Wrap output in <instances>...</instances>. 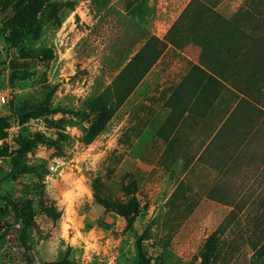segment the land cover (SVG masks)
Here are the masks:
<instances>
[{
  "label": "rangeland",
  "instance_id": "374dc122",
  "mask_svg": "<svg viewBox=\"0 0 264 264\" xmlns=\"http://www.w3.org/2000/svg\"><path fill=\"white\" fill-rule=\"evenodd\" d=\"M186 2L139 12L122 0H32L15 29L13 4L0 0V148L11 154L0 156V195L27 214L34 263L131 264L139 243L151 264H264L262 176L216 188L211 170L202 173L216 185L202 186L199 172L150 167L137 135L155 92L134 88L114 106L108 89L139 43L164 32L153 20L179 17ZM242 2L216 10L228 16ZM101 95L116 109L97 130L83 112ZM19 232L13 213H0V264H28Z\"/></svg>",
  "mask_w": 264,
  "mask_h": 264
},
{
  "label": "crops",
  "instance_id": "0c3cea01",
  "mask_svg": "<svg viewBox=\"0 0 264 264\" xmlns=\"http://www.w3.org/2000/svg\"><path fill=\"white\" fill-rule=\"evenodd\" d=\"M174 1L122 0V9L148 12L160 4L167 11ZM177 18L154 19L151 26L163 27L164 32L150 33L137 49L151 36L165 44H160L162 50L135 87L146 96L155 92L153 104L150 97L144 100L153 116L146 112L141 120L137 135L140 154L148 158L150 167L157 163L161 170H180L185 175L199 172L196 177L202 186L216 185L207 183L208 172L202 173L211 170L209 173L216 172L211 175V180L218 183L216 188H250L259 176L264 180V93L230 88L219 75V68L215 72L205 65L209 64L204 61L207 54L188 43L174 45L170 34ZM190 24L187 19L180 20L178 27ZM217 196V201L229 202L223 194Z\"/></svg>",
  "mask_w": 264,
  "mask_h": 264
},
{
  "label": "trees",
  "instance_id": "16d2710c",
  "mask_svg": "<svg viewBox=\"0 0 264 264\" xmlns=\"http://www.w3.org/2000/svg\"><path fill=\"white\" fill-rule=\"evenodd\" d=\"M31 1L8 0L15 8L12 28H17L22 22L19 6ZM220 1L190 0L177 21L186 18L191 24L178 27V22H175L171 31L173 29L175 34H181V36L177 42L173 39L171 42L177 47L188 43L197 47L203 55L205 51L208 52V61L211 62L205 65L215 72L217 68H220L219 75L235 90L264 93V3L260 0H243L230 15L224 16L216 10ZM189 11L192 14L190 17ZM15 29L11 31V34L14 33ZM9 41L13 43L12 40L9 39ZM156 42H158V38L151 36L112 79L108 89L111 91L114 106L121 104L132 93L138 81L159 55L162 47L158 50ZM160 44L165 46L162 42ZM209 52L213 56L210 57ZM102 98L103 95L99 96L97 100L91 102L88 112H83L84 119L89 117L95 119L97 130L112 116L116 109L115 107L111 109V103L109 106H105L102 103ZM41 106V103H37L26 108L37 110ZM0 156L10 157L11 154L0 148ZM10 161H12L11 158ZM1 181L3 179L0 180V183ZM1 201L4 204L3 207H0V213H7L10 210L20 222L18 237L28 264H75L66 259L34 263L29 254L31 222L27 214L21 211L7 196L0 195ZM116 209L119 214L128 215L125 210ZM131 264H151L150 258L143 253L139 243L137 244L136 257Z\"/></svg>",
  "mask_w": 264,
  "mask_h": 264
},
{
  "label": "built area",
  "instance_id": "2783aa9c",
  "mask_svg": "<svg viewBox=\"0 0 264 264\" xmlns=\"http://www.w3.org/2000/svg\"><path fill=\"white\" fill-rule=\"evenodd\" d=\"M4 99H3V97H1V101H3Z\"/></svg>",
  "mask_w": 264,
  "mask_h": 264
}]
</instances>
